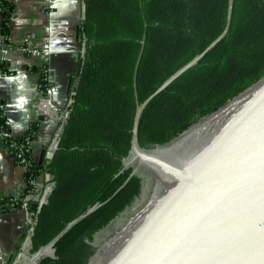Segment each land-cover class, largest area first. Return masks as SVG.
<instances>
[{
	"label": "trees",
	"instance_id": "trees-1",
	"mask_svg": "<svg viewBox=\"0 0 264 264\" xmlns=\"http://www.w3.org/2000/svg\"><path fill=\"white\" fill-rule=\"evenodd\" d=\"M84 1L86 51L76 94L53 158L43 165L33 161L23 192L32 190L42 171L50 174L54 187L47 201L40 210L29 205L34 251L55 240L54 255L38 264H89L97 249L95 234L143 190L142 176L125 165L138 103L204 51L225 29L229 12V0ZM13 12L11 0H0V31L6 37ZM262 76L264 0H234L227 35L144 109L141 146L171 142ZM2 128L11 132L0 98ZM36 129L34 124L26 133L35 139ZM22 141L23 136L3 135L0 146L14 155L11 143Z\"/></svg>",
	"mask_w": 264,
	"mask_h": 264
},
{
	"label": "water",
	"instance_id": "water-1",
	"mask_svg": "<svg viewBox=\"0 0 264 264\" xmlns=\"http://www.w3.org/2000/svg\"><path fill=\"white\" fill-rule=\"evenodd\" d=\"M233 6L229 0L223 32L138 103L132 162L147 171L145 202L96 249L89 264L95 257L98 264H264V76L167 144L144 148L139 137L144 109L227 35ZM86 16L84 1L82 19ZM77 33L79 37L80 26ZM85 51L83 38L70 89L79 83ZM50 192L41 204H33L34 210H40ZM47 246L37 251L41 256L35 264Z\"/></svg>",
	"mask_w": 264,
	"mask_h": 264
},
{
	"label": "crops",
	"instance_id": "crops-1",
	"mask_svg": "<svg viewBox=\"0 0 264 264\" xmlns=\"http://www.w3.org/2000/svg\"><path fill=\"white\" fill-rule=\"evenodd\" d=\"M11 1V34L5 39L0 31V98L13 136L37 124L31 157L48 164L77 87L70 89L82 57L84 0ZM27 172L0 146V199L22 195ZM34 219V212L21 208L0 213V264H23L32 248Z\"/></svg>",
	"mask_w": 264,
	"mask_h": 264
},
{
	"label": "built area",
	"instance_id": "built-area-1",
	"mask_svg": "<svg viewBox=\"0 0 264 264\" xmlns=\"http://www.w3.org/2000/svg\"><path fill=\"white\" fill-rule=\"evenodd\" d=\"M4 37L5 39L8 38L6 36ZM3 135L13 136L10 132H7L2 128L0 129V137ZM22 136H23L22 142L11 143V147L14 153V155L12 156L18 164L24 166L27 169V171H29V167L33 163L31 153H32V143H33L34 138L32 137L30 133H25ZM57 146H58V139H56L53 144L54 148H56ZM46 175L47 174H45L42 171L36 178L33 179L32 181L33 187H32V190L28 194L26 195L22 194L20 196H12V197L6 198L5 202H2L1 201L2 199H0V213L6 212L12 209H16V208H21L30 213L29 205L31 202L36 203V204H41L45 200L46 192L48 190L47 185H46V177H47Z\"/></svg>",
	"mask_w": 264,
	"mask_h": 264
},
{
	"label": "rangeland",
	"instance_id": "rangeland-1",
	"mask_svg": "<svg viewBox=\"0 0 264 264\" xmlns=\"http://www.w3.org/2000/svg\"><path fill=\"white\" fill-rule=\"evenodd\" d=\"M134 157L133 152L125 159V164L127 167L131 166L134 170H136L139 175L143 178V190L141 195L135 200V202L129 206L122 214L115 217L104 229L98 231L95 234L94 244L97 248L103 245L109 238L113 235L115 231H117L120 227H122L126 221L131 217L145 202L147 187H148V178L147 171L143 167H139L137 161H133ZM27 258L24 260L23 264H35L41 255H38L37 252L27 253ZM54 249L53 246H47L43 251V256H53ZM96 264L99 263L98 257L94 259Z\"/></svg>",
	"mask_w": 264,
	"mask_h": 264
},
{
	"label": "bare ground",
	"instance_id": "bare-ground-1",
	"mask_svg": "<svg viewBox=\"0 0 264 264\" xmlns=\"http://www.w3.org/2000/svg\"><path fill=\"white\" fill-rule=\"evenodd\" d=\"M92 264H96V261L94 260Z\"/></svg>",
	"mask_w": 264,
	"mask_h": 264
}]
</instances>
